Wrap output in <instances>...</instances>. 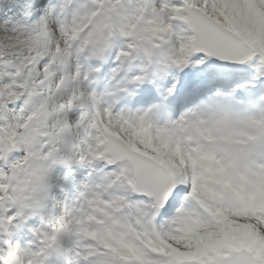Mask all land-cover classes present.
I'll return each mask as SVG.
<instances>
[{
  "label": "snow or ice",
  "instance_id": "snow-or-ice-1",
  "mask_svg": "<svg viewBox=\"0 0 264 264\" xmlns=\"http://www.w3.org/2000/svg\"><path fill=\"white\" fill-rule=\"evenodd\" d=\"M0 264H264V0H0Z\"/></svg>",
  "mask_w": 264,
  "mask_h": 264
}]
</instances>
